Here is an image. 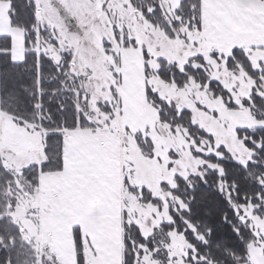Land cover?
I'll return each instance as SVG.
<instances>
[{
  "label": "snow or ice",
  "instance_id": "1",
  "mask_svg": "<svg viewBox=\"0 0 264 264\" xmlns=\"http://www.w3.org/2000/svg\"><path fill=\"white\" fill-rule=\"evenodd\" d=\"M94 9L111 15V31L99 40L112 77L109 95L89 87L94 69L82 51L90 45L81 39L92 31L88 19L99 20ZM0 10L7 20L6 27L0 21V264H264V54L252 55L264 51V42L215 44L181 60L136 34L137 21L146 22V33L160 25L170 37L204 49L215 29L206 0H122L117 9L109 0H0ZM125 50L142 59L143 100L155 119L135 129L124 122L123 128L171 176L159 180L157 191L132 183L129 167L123 182L140 207L122 210L117 258H102L100 241L77 223L66 260L44 239L42 210L30 197L44 173L65 171L82 136L113 133L122 119H131L126 92L140 69L125 61ZM245 77L252 81L246 92ZM163 86L183 89L196 108L214 115L219 109L201 103L198 93L247 109L251 122L233 129L241 147L217 140L193 119L192 107ZM163 133L179 142L157 150L155 137ZM6 137L15 146L5 148ZM29 143L38 146L37 157L17 164L13 157ZM123 147L128 155V143Z\"/></svg>",
  "mask_w": 264,
  "mask_h": 264
},
{
  "label": "rangeland",
  "instance_id": "2",
  "mask_svg": "<svg viewBox=\"0 0 264 264\" xmlns=\"http://www.w3.org/2000/svg\"><path fill=\"white\" fill-rule=\"evenodd\" d=\"M6 2V0H5ZM110 5L117 9L122 0H109ZM207 15L210 22L215 25L212 33V45H206L204 49L195 48L190 43L178 37L173 38L166 34L163 26L148 27L145 32V23L137 21L136 34L145 40L153 49L159 45L161 53L170 58L179 57L181 60L193 55L196 51H207L208 47L215 44L230 47L234 42L245 44L264 42V0H206ZM119 10L128 16L131 9ZM94 16L99 20L88 19L91 32L86 37L90 41L86 52L87 63L94 69V79L89 87L95 89L99 95H109L106 85L111 81V73L107 69L104 57L99 47L100 36L110 32L111 15H104L94 9ZM0 21L7 25L6 17L0 10ZM105 25H109L105 27ZM183 28L177 29L182 31ZM264 54V51H254L253 59ZM208 58V57H206ZM125 61L131 59L139 74L134 73L135 86L126 92L132 103L133 115L129 121L123 119L116 126V131L106 133L98 130L99 135L95 137L82 136L77 141V147L72 157L66 158L64 172H46L42 186L34 189L30 197L33 204H38L42 210V223L40 225L44 239L50 240L54 249L63 259H69L72 249V226L79 223L86 231H91L100 241L104 256L102 258L115 259L122 242L121 221L122 210L125 207L139 208L137 194L129 191L128 185L124 184L123 177L127 174L128 168H134L132 183H147L154 190L159 191V180L170 178L171 172L164 165L158 164L155 160L148 159L147 153H141L132 140L131 133L123 128L124 122H129L135 127H143L145 122L155 119L154 111L150 105L143 100V75L142 59L138 52L125 50ZM230 76L227 73L225 79ZM231 83V80H228ZM251 79L245 77L241 88L249 90ZM105 86L103 93L99 92L100 86ZM169 95L181 97L180 103L186 104L193 109V119L196 120L206 131L215 134L217 140L225 141L230 147L240 148L239 141L235 138L233 131L236 124L250 123L251 119L245 108H227L220 102L219 98L210 100L203 93L197 94L201 103L207 104L209 108L219 109V115L211 111L196 108L195 100L183 90H173L163 86ZM103 117L104 114L101 113ZM95 118V117H94ZM227 122V127H225ZM157 150L161 143L165 146H172L177 141L175 136L163 133L155 137ZM182 140V138H181ZM207 143V137H202ZM128 143V155H125L123 145ZM5 148L15 146L14 141L5 138ZM38 146L25 144L20 155L13 157L17 164L27 162L36 158ZM39 158H43L42 154ZM185 162L190 157L185 156ZM128 161H134L129 164ZM37 225H33L36 230Z\"/></svg>",
  "mask_w": 264,
  "mask_h": 264
},
{
  "label": "trees",
  "instance_id": "3",
  "mask_svg": "<svg viewBox=\"0 0 264 264\" xmlns=\"http://www.w3.org/2000/svg\"><path fill=\"white\" fill-rule=\"evenodd\" d=\"M54 172H57V171H54Z\"/></svg>",
  "mask_w": 264,
  "mask_h": 264
}]
</instances>
